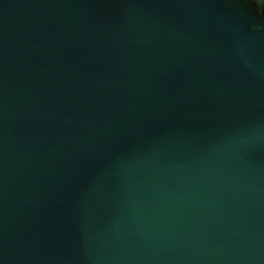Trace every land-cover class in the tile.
I'll list each match as a JSON object with an SVG mask.
<instances>
[{
  "label": "water",
  "instance_id": "95a60500",
  "mask_svg": "<svg viewBox=\"0 0 264 264\" xmlns=\"http://www.w3.org/2000/svg\"><path fill=\"white\" fill-rule=\"evenodd\" d=\"M0 264H264L255 0H0Z\"/></svg>",
  "mask_w": 264,
  "mask_h": 264
},
{
  "label": "flooded vegetation",
  "instance_id": "af4514ba",
  "mask_svg": "<svg viewBox=\"0 0 264 264\" xmlns=\"http://www.w3.org/2000/svg\"><path fill=\"white\" fill-rule=\"evenodd\" d=\"M257 8L260 10L262 15L264 16V0H255Z\"/></svg>",
  "mask_w": 264,
  "mask_h": 264
}]
</instances>
